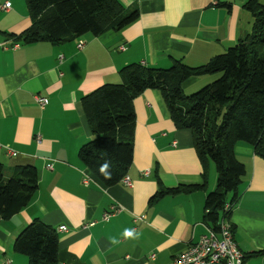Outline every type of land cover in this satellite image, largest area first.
Listing matches in <instances>:
<instances>
[{"label": "crops", "instance_id": "crops-1", "mask_svg": "<svg viewBox=\"0 0 264 264\" xmlns=\"http://www.w3.org/2000/svg\"><path fill=\"white\" fill-rule=\"evenodd\" d=\"M120 1L139 12L121 30L20 43L11 35L31 25L25 0H0V164L6 178L17 166L37 170L31 200L0 220V264H27L13 242L33 219L55 229L57 264H172L210 228L204 201L216 185L211 164V187L207 181L206 188L151 199L158 181L165 187L202 181L191 132L175 126L159 91L147 88L133 98L132 162L110 186L78 156L94 137L82 98L120 83L119 70L131 63L169 67L181 59L197 66L225 52L250 30L246 0ZM5 2L10 6L1 8ZM13 43L18 46L3 47ZM203 77H189L182 88L210 82ZM234 150L245 174L229 214L233 237L243 264H264V159L245 142ZM113 206L119 211L104 219ZM125 229L133 236L125 238Z\"/></svg>", "mask_w": 264, "mask_h": 264}, {"label": "trees", "instance_id": "trees-1", "mask_svg": "<svg viewBox=\"0 0 264 264\" xmlns=\"http://www.w3.org/2000/svg\"><path fill=\"white\" fill-rule=\"evenodd\" d=\"M25 3L31 25L11 35L20 43H61L85 33L96 36L109 29L118 31L133 23L139 14L120 0ZM243 7L250 13V30L225 52L197 66H189L181 59L169 67L131 63L119 70L120 83L104 84L82 98L94 137L81 145L78 156L106 186L120 182L132 162L133 98L147 88L156 89L175 126L190 130L202 165V181L172 187L158 181L159 189L151 199L206 188L208 165L212 164L216 186L206 194L204 221L216 229L221 217H229L231 209L226 211L224 206L236 201L245 174L235 145L248 143L254 154L264 159V4L261 0H246ZM205 74L217 77L190 95L183 92V81ZM36 189L35 166H17L6 178L0 164V220L24 207ZM13 248L26 255L27 264H57L58 235L53 227L33 219L17 235Z\"/></svg>", "mask_w": 264, "mask_h": 264}, {"label": "built area", "instance_id": "built-area-1", "mask_svg": "<svg viewBox=\"0 0 264 264\" xmlns=\"http://www.w3.org/2000/svg\"><path fill=\"white\" fill-rule=\"evenodd\" d=\"M10 6L9 2H5L1 8H7ZM17 43L10 45H3L4 48L16 47ZM83 46L82 41H78L77 47ZM123 49V48H121ZM44 99L38 100V103L42 105ZM39 141V136H36ZM47 167H51V164H47ZM124 181L128 184V179ZM228 203L225 204L224 209L230 210ZM120 208L112 207L109 212L104 216L107 219L108 216L119 211ZM141 218V217H140ZM228 216H223L218 222V227L212 229L211 227L207 232L201 234L199 239L187 246L182 252L174 257L172 264H243L244 253L238 248L234 237L233 227ZM64 227L60 226L59 230H63ZM150 257H154V254H150Z\"/></svg>", "mask_w": 264, "mask_h": 264}, {"label": "rangeland", "instance_id": "rangeland-1", "mask_svg": "<svg viewBox=\"0 0 264 264\" xmlns=\"http://www.w3.org/2000/svg\"><path fill=\"white\" fill-rule=\"evenodd\" d=\"M261 3L264 4V0H261ZM203 76H205V77H203V78H209V79H210V82L213 81V80L217 77V75H212V74H205V75H203ZM184 82H185V81H183V83H182L183 86H184V87H187V85L184 84ZM210 82H208V83H210ZM205 85H206V84H196V85L192 86V87L189 88V89H186V90H185V88H182V90H183V92H184L186 95H190V94L194 93L195 91L199 90L200 88H202V87L205 86ZM211 165H212V164H211ZM212 167L214 168L213 165H212ZM212 174H213V172L210 170V175H209V169H208V177H209V179H208V184H209L210 187H211ZM215 186H216V185H215Z\"/></svg>", "mask_w": 264, "mask_h": 264}, {"label": "clouds", "instance_id": "clouds-1", "mask_svg": "<svg viewBox=\"0 0 264 264\" xmlns=\"http://www.w3.org/2000/svg\"><path fill=\"white\" fill-rule=\"evenodd\" d=\"M133 236V231L130 230V229H125L124 230V237L125 238H129V237H132Z\"/></svg>", "mask_w": 264, "mask_h": 264}]
</instances>
